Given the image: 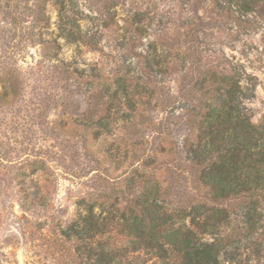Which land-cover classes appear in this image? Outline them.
I'll use <instances>...</instances> for the list:
<instances>
[{
    "label": "rangeland",
    "instance_id": "1",
    "mask_svg": "<svg viewBox=\"0 0 264 264\" xmlns=\"http://www.w3.org/2000/svg\"><path fill=\"white\" fill-rule=\"evenodd\" d=\"M222 74L258 124L264 0H0V264H179L129 226L153 197L264 264V196L215 201L188 159Z\"/></svg>",
    "mask_w": 264,
    "mask_h": 264
},
{
    "label": "trees",
    "instance_id": "2",
    "mask_svg": "<svg viewBox=\"0 0 264 264\" xmlns=\"http://www.w3.org/2000/svg\"><path fill=\"white\" fill-rule=\"evenodd\" d=\"M218 91L219 97L213 95L204 113L190 118L197 139L187 146L188 159L199 183L215 201L264 196V114L258 124L253 121L254 114L243 101L249 92L239 78L222 74ZM159 200L144 198L140 211L132 212L128 222L138 237L150 238L145 246L154 248L160 257L169 251L177 253L179 264H216L215 245L203 242L184 223L178 225L175 213ZM202 208L206 204L200 202L190 214L196 216Z\"/></svg>",
    "mask_w": 264,
    "mask_h": 264
}]
</instances>
